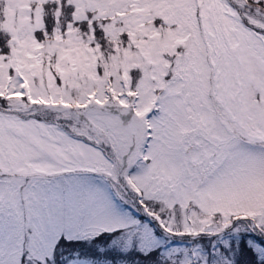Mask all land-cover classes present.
Instances as JSON below:
<instances>
[{"label":"snow or ice","instance_id":"snow-or-ice-1","mask_svg":"<svg viewBox=\"0 0 264 264\" xmlns=\"http://www.w3.org/2000/svg\"><path fill=\"white\" fill-rule=\"evenodd\" d=\"M0 264H264V0H0Z\"/></svg>","mask_w":264,"mask_h":264}]
</instances>
